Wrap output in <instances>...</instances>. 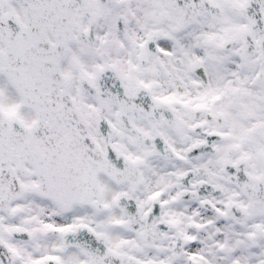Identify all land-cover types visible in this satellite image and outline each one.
Returning a JSON list of instances; mask_svg holds the SVG:
<instances>
[{
    "label": "snow or ice",
    "instance_id": "1",
    "mask_svg": "<svg viewBox=\"0 0 264 264\" xmlns=\"http://www.w3.org/2000/svg\"><path fill=\"white\" fill-rule=\"evenodd\" d=\"M0 264H264V0H0Z\"/></svg>",
    "mask_w": 264,
    "mask_h": 264
}]
</instances>
